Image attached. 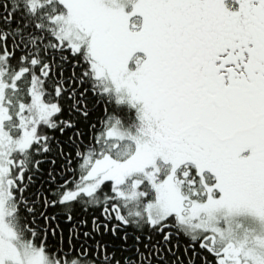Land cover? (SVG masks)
Listing matches in <instances>:
<instances>
[{
    "label": "snow or ice",
    "instance_id": "6c2138e0",
    "mask_svg": "<svg viewBox=\"0 0 264 264\" xmlns=\"http://www.w3.org/2000/svg\"><path fill=\"white\" fill-rule=\"evenodd\" d=\"M0 264H264V0H0Z\"/></svg>",
    "mask_w": 264,
    "mask_h": 264
}]
</instances>
